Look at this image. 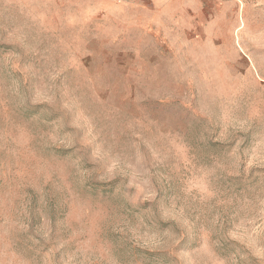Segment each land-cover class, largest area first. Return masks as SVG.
<instances>
[{
  "label": "rangeland",
  "instance_id": "1",
  "mask_svg": "<svg viewBox=\"0 0 264 264\" xmlns=\"http://www.w3.org/2000/svg\"><path fill=\"white\" fill-rule=\"evenodd\" d=\"M0 264H264V0H0Z\"/></svg>",
  "mask_w": 264,
  "mask_h": 264
}]
</instances>
